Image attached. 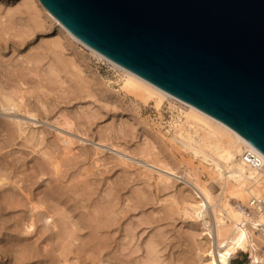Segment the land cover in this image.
<instances>
[{"label":"rangeland","instance_id":"374dc122","mask_svg":"<svg viewBox=\"0 0 264 264\" xmlns=\"http://www.w3.org/2000/svg\"><path fill=\"white\" fill-rule=\"evenodd\" d=\"M27 1L0 0L2 264H205L189 190L107 150L151 149L150 160L198 167L215 187L209 162L170 141L179 104L133 94ZM228 196L242 206L248 194Z\"/></svg>","mask_w":264,"mask_h":264},{"label":"water","instance_id":"95a60500","mask_svg":"<svg viewBox=\"0 0 264 264\" xmlns=\"http://www.w3.org/2000/svg\"><path fill=\"white\" fill-rule=\"evenodd\" d=\"M85 44L264 155V0H39Z\"/></svg>","mask_w":264,"mask_h":264},{"label":"bare ground","instance_id":"6f19581e","mask_svg":"<svg viewBox=\"0 0 264 264\" xmlns=\"http://www.w3.org/2000/svg\"><path fill=\"white\" fill-rule=\"evenodd\" d=\"M35 3L50 20L60 23L47 13L39 0L27 1L28 7L29 4ZM33 10L37 11L36 8ZM36 18L39 16L35 14L33 19ZM59 25L66 36L84 45L97 58L107 61L118 69L122 75L123 86L132 89L130 91L134 92L133 94L145 101L154 99L158 105L164 101L179 104L177 108L182 118L180 123L175 125L170 141L172 144L176 142L179 146L176 143L175 145L180 149L183 147L192 150L196 155L200 154L204 161L209 162L215 187H209L199 178L198 167H191L185 162L170 165L168 162L150 160L151 149L141 150L140 155L126 154V151L115 146H112L115 147L114 149L107 148V150L114 151L124 161L135 162L145 170L157 172L163 182L179 179L180 184L182 183L189 190L188 198L183 202L185 209H191L193 215L202 221L201 235L205 238L202 246L205 264H231V259L239 249L250 251L251 264H258L264 259V249H257L260 244L264 245V239L243 223V206L252 195H258L254 189L261 191L258 192L260 193L258 196L264 197V175L258 168L246 163L243 154L251 150L263 161L264 155L221 121L117 64L85 44L61 23ZM11 105L16 108L15 104L11 103ZM101 143L102 141L95 143L97 148L103 147ZM247 194L242 206L239 205V201L232 205L228 199L230 195L233 199L241 200ZM28 227H32V223L27 225ZM9 252L4 251L0 255L1 264L10 259Z\"/></svg>","mask_w":264,"mask_h":264},{"label":"built area","instance_id":"2783aa9c","mask_svg":"<svg viewBox=\"0 0 264 264\" xmlns=\"http://www.w3.org/2000/svg\"><path fill=\"white\" fill-rule=\"evenodd\" d=\"M243 159L246 163L254 168H258L264 175V161L259 156L251 151L247 150L243 154ZM244 220L243 223L249 227L252 232L258 233L264 239V197L258 195H252L248 202L243 206ZM257 249H264V245L260 244ZM246 253V257H237L238 252ZM238 252L231 259V264H251L250 251H243L239 249ZM236 263H233L234 260ZM258 264H264L262 259Z\"/></svg>","mask_w":264,"mask_h":264}]
</instances>
